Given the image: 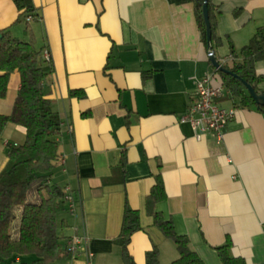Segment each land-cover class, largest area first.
Here are the masks:
<instances>
[{
	"label": "crops",
	"instance_id": "obj_1",
	"mask_svg": "<svg viewBox=\"0 0 264 264\" xmlns=\"http://www.w3.org/2000/svg\"><path fill=\"white\" fill-rule=\"evenodd\" d=\"M33 1L40 17L28 22L43 55H51L54 71L47 89L62 119L57 136L66 160L59 162L62 186L70 185L78 199L75 214L64 210L61 243L74 235L90 238L81 255L54 264H128L116 242L127 206L141 215L142 228L128 247L135 263L147 264L154 248L162 264L178 259L176 244L146 209L158 175L167 196L156 211L190 239L206 264H223L218 247L228 241L232 257L264 264V112L254 103L242 104L225 85L216 103L235 115L221 143L210 132L196 138L191 124L181 121L195 100L198 80L212 76L215 85L222 84L194 2ZM216 2L221 14L214 56L232 66L264 28V0ZM18 16L13 0H0V32L11 27L28 39L26 24H14ZM256 69L264 75V61ZM20 85L16 71L0 99V113L12 112ZM258 85L264 92V80ZM26 138L23 126L6 125L0 174L9 150ZM18 259L13 264L32 260Z\"/></svg>",
	"mask_w": 264,
	"mask_h": 264
},
{
	"label": "trees",
	"instance_id": "obj_2",
	"mask_svg": "<svg viewBox=\"0 0 264 264\" xmlns=\"http://www.w3.org/2000/svg\"><path fill=\"white\" fill-rule=\"evenodd\" d=\"M19 16L17 23L26 24L28 39L16 36L11 27L2 31L0 38V99L7 95L11 76L20 73L21 85L10 114L0 113V139L8 123L24 127L26 141L12 147L9 162L0 174V264H13L19 257H30L31 261L21 264H54L66 261L70 254L66 245L61 243L59 213L67 209L65 186L52 181L53 172L60 162V142L57 136L62 128V119L49 97L48 85L53 74L52 61L45 59L42 47L27 20L40 17L39 8L33 0H13ZM195 5L196 17L202 38L207 43V28L203 16L204 0H191ZM217 0H208L213 40L217 37L216 29L221 14ZM218 44L220 41L218 40ZM212 51L213 47H212ZM242 61H235L232 66L223 65L230 72L216 70L226 85L244 105L256 104L244 81L259 85L264 75L258 74L256 65L264 61V28H260L251 41L241 49ZM234 58L238 57L233 51ZM73 95L82 94L72 90ZM264 112V105L256 104ZM36 190L38 200L30 198ZM166 189L161 175L157 176L146 199L148 214L164 235L174 241L179 251V258L167 264H206L195 251L187 236L177 233L171 219H166L156 211L159 202L166 199ZM19 219L17 226L16 220ZM62 223V222H61ZM142 228L140 211L127 206L125 209L121 233L116 240L123 251L128 264H136L129 252L133 234ZM230 241L218 247L223 264H245L242 258L232 257L228 251ZM147 264H162L157 248L147 253Z\"/></svg>",
	"mask_w": 264,
	"mask_h": 264
},
{
	"label": "built area",
	"instance_id": "obj_3",
	"mask_svg": "<svg viewBox=\"0 0 264 264\" xmlns=\"http://www.w3.org/2000/svg\"><path fill=\"white\" fill-rule=\"evenodd\" d=\"M27 20L32 21V16H28ZM44 57L48 61L52 60L48 51ZM224 91L225 85H215L212 76H206L198 80L195 91V100L190 106L187 114L181 118L183 123L189 122L191 124L195 131L196 138L202 139L204 133L210 132L214 134L218 143L223 141L224 129L228 121L235 115L234 109H226L220 107L216 103V99L222 96ZM16 146H18V144L14 145V147ZM60 161L65 165V157H61ZM64 200L66 202L67 210L71 214H75L78 209V199L70 185L65 186ZM89 242L90 238L86 234L74 235L71 237L66 243L67 250L70 254L68 261L81 255ZM92 256L93 253H89V257Z\"/></svg>",
	"mask_w": 264,
	"mask_h": 264
},
{
	"label": "water",
	"instance_id": "obj_4",
	"mask_svg": "<svg viewBox=\"0 0 264 264\" xmlns=\"http://www.w3.org/2000/svg\"><path fill=\"white\" fill-rule=\"evenodd\" d=\"M203 16H204V21H205L206 28H207V43H208V46L212 49V40H213V31L212 30L213 29H212V25H211V22H210V13H209V8H208V0H204ZM1 37H2V33L0 32V38ZM210 58H211V61H212L213 65L219 71L232 73V71H230L227 68H225L218 61V59L214 56V52L213 51H211V53H210ZM244 84L246 85L250 95L252 96V98L254 99L256 104L264 105V92L261 89L256 90L255 85L248 84V82H246V81H244Z\"/></svg>",
	"mask_w": 264,
	"mask_h": 264
},
{
	"label": "rangeland",
	"instance_id": "obj_5",
	"mask_svg": "<svg viewBox=\"0 0 264 264\" xmlns=\"http://www.w3.org/2000/svg\"><path fill=\"white\" fill-rule=\"evenodd\" d=\"M62 169H63V167L61 166V164L60 163H58L57 164V166H56V168H55V170H54V172H53V179H52V181H54V182H56V183H58V184H60V185H62L64 182H63V179H62ZM30 198L32 199V200H38L39 199V194L37 193V191L36 190H34V191H32L31 192V195H30ZM65 216V212L64 211H61L60 213H59V222L61 223V220H62V218ZM16 224H17V226L19 225V219H17L16 220ZM63 229H62V227L60 226V228H59V234L60 235H62V234H64L63 233V231H62ZM63 239V238H62ZM61 239V240H62Z\"/></svg>",
	"mask_w": 264,
	"mask_h": 264
}]
</instances>
